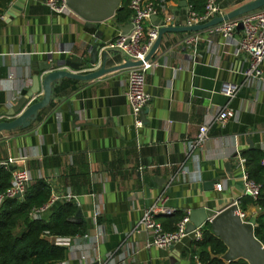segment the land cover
Here are the masks:
<instances>
[{"label": "crops", "instance_id": "0c3cea01", "mask_svg": "<svg viewBox=\"0 0 264 264\" xmlns=\"http://www.w3.org/2000/svg\"><path fill=\"white\" fill-rule=\"evenodd\" d=\"M14 1L0 14V122L12 119L8 113L30 89L32 76L43 79L50 71L40 70L44 61L69 70L64 61L88 60L95 43H103L106 66L127 61L105 45L128 21L117 24L112 17L91 28L75 13H53L39 1L21 0L10 9ZM248 1L219 4L226 14ZM157 6L160 14L150 24L169 15L175 26H184L186 0H161ZM191 33H163L149 58V99L138 132L125 96L127 68L92 80H56L49 104L27 127L0 132V161L15 159L9 171L27 170L31 182L42 179L52 193L76 196L77 217L87 229L71 238L60 264H93L97 258L114 259V264H200L192 257L189 236L167 249L147 247L149 235L137 230L143 211L158 205L174 212L200 207L216 212L243 194L236 153L264 151V80L245 83L247 59L236 45L240 31L226 41L214 27L207 28L196 32L201 40L184 45ZM100 63L78 71L87 73ZM261 68L264 76V60ZM224 81L240 85L231 100L220 93ZM42 91L25 106L39 100ZM226 104L236 116L220 127L213 117ZM204 122V145L190 149ZM216 183L222 191L214 189ZM258 211L246 208L249 217Z\"/></svg>", "mask_w": 264, "mask_h": 264}, {"label": "built area", "instance_id": "2783aa9c", "mask_svg": "<svg viewBox=\"0 0 264 264\" xmlns=\"http://www.w3.org/2000/svg\"><path fill=\"white\" fill-rule=\"evenodd\" d=\"M27 1H39L53 13H74L66 4L65 0ZM219 1L220 0H205L202 12L194 10L191 4H187L184 26L205 23L215 16L223 15ZM129 7L132 10V14L128 20V24H131V29L126 34L119 31L113 39L107 42L105 48L118 51L129 61L141 62L139 65L127 68V90L125 93L130 114L133 118L135 131L138 132L139 128L143 125L141 111L149 99V95L145 90V74L151 66V63L149 59L146 60V57L156 41L160 27L175 26V24L172 17L169 15H165L158 22L150 24L152 21L151 18L158 13L157 4L151 0H131ZM239 23L242 24V29L240 30L241 36L237 40L236 45L238 49L245 54L247 59V66L244 71L245 83L249 81H263L264 76L261 66L264 60V7L225 20L214 28L226 41H228L233 38V34L237 30ZM199 40H201V37L198 36L196 32H192L185 37L182 42L184 45H187ZM239 90L240 85L234 82L224 81L220 86V93L225 96L227 100L234 98ZM235 116L236 111L226 104L218 110L213 117V121L218 126L224 127ZM207 130L208 122H204L199 126L197 135L189 143L190 149L204 145L207 139ZM14 160L15 159L0 161V171L1 169L9 170ZM261 164L264 166V158L261 160ZM235 165L240 171V177L243 182V194L233 199L230 204L236 205L240 219L246 222L250 217L246 210L241 208V197L249 196L255 200L259 194L261 184L249 177L245 158L239 151L236 153ZM10 173L11 178L9 186L4 190L1 189L0 177V208L7 198H14L17 194L23 197L24 192L31 183V176L27 170L13 169ZM223 188L221 183H216L214 185L216 191H222ZM58 200L73 201L77 205L76 196L70 194L59 196L51 192L50 197L45 203L30 209L29 217L31 219H40L49 207ZM173 212L174 210L171 208L158 205H152L143 211L138 221L137 230H143L149 235L146 243L147 247L153 246L160 249H167L181 242L182 239L187 236H189L192 241L201 240L206 223L187 232L186 228L189 223V211L177 222L174 230H165L162 224L156 219V216L159 214L170 215ZM98 215V210L95 209L93 217L96 218ZM71 219H74V217L72 216ZM42 236L49 241H53L56 245L67 247L69 246L71 238L78 236V234L60 236L52 235L48 231H44ZM84 237H87V235H84ZM259 242L262 248H264V242ZM114 263V259L97 258L93 264Z\"/></svg>", "mask_w": 264, "mask_h": 264}, {"label": "trees", "instance_id": "16d2710c", "mask_svg": "<svg viewBox=\"0 0 264 264\" xmlns=\"http://www.w3.org/2000/svg\"><path fill=\"white\" fill-rule=\"evenodd\" d=\"M12 0H0V14ZM157 4L161 0H151ZM167 1V0H164ZM131 0H122L113 18L117 24L128 21L132 10ZM193 9L202 12L205 0H186ZM159 16L160 7L157 6ZM245 158L249 177L261 184L255 200L249 196L241 197V208L246 210L248 205L259 209L253 228L254 236L264 242V166L261 160L264 151L252 148L242 151ZM1 189L9 186L11 173L1 169ZM50 185L42 180L32 181L23 197L7 198L0 208V264H60L67 256V247L56 245L42 236L44 231L52 235H74L87 229L85 221L77 217L79 208L73 201L58 200L53 203L40 219H31L29 211L34 206H40L50 197ZM185 213L175 211L170 215H157L156 219L165 230L175 229L177 222ZM74 219H71V217ZM192 257L196 256L200 264H248L243 259L225 262L221 255L226 251L225 244L216 237L210 224L204 226L201 240L193 241Z\"/></svg>", "mask_w": 264, "mask_h": 264}, {"label": "water", "instance_id": "95a60500", "mask_svg": "<svg viewBox=\"0 0 264 264\" xmlns=\"http://www.w3.org/2000/svg\"><path fill=\"white\" fill-rule=\"evenodd\" d=\"M20 1L21 0L14 1L11 4L10 9L18 8V6H20ZM65 2L77 16L86 22L88 27L94 28L97 27L99 23L112 18L116 10L120 7L122 0H65ZM183 4H185V1H183ZM263 6L264 0H250L226 14L211 18L205 23L192 26L170 25L160 27L156 41L147 55L146 60H148L155 52L160 43L161 37L165 32H197L203 29L213 28L225 20L238 17ZM156 18V16H153L151 20L154 21ZM119 27L122 33L126 34L131 29V24ZM241 29L242 24L239 23L237 31H240ZM102 46L103 43H95L89 52L88 60L83 61L82 58L76 60H65L64 65H66L69 70L61 68L53 69L52 61H44L40 63L41 71H50L43 77V79H40V75L38 74H34L32 76L30 89L25 95L18 99L16 104L13 105L8 113L12 119L0 122V132L13 130L18 127H27L36 117L38 111L49 104L52 93L51 85L58 79L70 78L76 80H92L113 70L125 69L130 66L141 64L140 61L133 62L127 60L121 65L108 67L106 66L107 53L106 51H100ZM99 61L101 63L97 69L87 73H80L78 71L85 64L95 66L99 63ZM40 89L43 90L40 99L33 103L30 102L27 106H25L27 101L34 94L38 93ZM143 113L144 112L142 110L141 117L144 115ZM225 170L231 177L230 161L226 163ZM210 188L211 187H206L205 189ZM16 197L19 198L20 194H17ZM76 215L80 216L79 210ZM256 215L257 214L254 213L246 222H243L240 219L237 213V207L234 204H229L216 212L200 207L189 211V223L186 231L189 232L195 227L208 222L212 233L226 246V251L221 255V258L225 262L228 263L237 259H243L248 264H264V248H262L259 240L253 233V228L256 223Z\"/></svg>", "mask_w": 264, "mask_h": 264}]
</instances>
